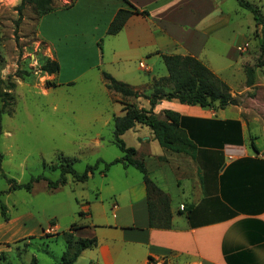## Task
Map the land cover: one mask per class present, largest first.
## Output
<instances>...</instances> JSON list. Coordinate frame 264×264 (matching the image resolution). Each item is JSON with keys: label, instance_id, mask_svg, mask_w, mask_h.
<instances>
[{"label": "crops", "instance_id": "0c3cea01", "mask_svg": "<svg viewBox=\"0 0 264 264\" xmlns=\"http://www.w3.org/2000/svg\"><path fill=\"white\" fill-rule=\"evenodd\" d=\"M57 3L70 5L54 8L37 24L38 36L59 64L54 81L67 60L63 51L88 46L94 54L83 59L85 69L73 64L60 82L94 69L148 95L152 81L167 75L160 55H181L203 63L229 87L232 99L245 96L223 109L176 99L154 105L160 118L165 110L179 115L180 127L196 145L192 155L162 148L140 125L120 136L169 196L171 226L149 228L145 186L136 181L115 195L111 220L89 226L96 245L80 253L87 252V264H264V142L258 145L264 137V82L245 84L249 57L239 50L247 38L232 28L233 8L225 0ZM129 4L147 15L134 14L117 34L106 35L116 11ZM248 93L254 95L249 103ZM142 100L138 108L148 110ZM128 135L135 145L126 143ZM81 212L92 219L89 206Z\"/></svg>", "mask_w": 264, "mask_h": 264}, {"label": "rangeland", "instance_id": "374dc122", "mask_svg": "<svg viewBox=\"0 0 264 264\" xmlns=\"http://www.w3.org/2000/svg\"><path fill=\"white\" fill-rule=\"evenodd\" d=\"M244 1L257 8L264 24V0ZM20 3L0 0V91H7L9 81L15 84L8 91L12 97L8 106L1 108L0 100V110H9L0 119V201L5 206V216L0 215V264H58L68 235L72 240L94 236L89 226L111 220L115 195L141 180V174L132 166L117 163L104 174L95 171L85 182L66 175V184L55 190L40 180L33 183L30 192H7L9 185L3 176L20 184L39 175L55 181L60 174L52 165L59 154L73 160L78 173L97 160L109 163L120 158L122 152L113 143V117L123 115L126 107H139L144 98L122 97L107 90L94 69L70 83L60 82L73 64L85 69L83 59L94 54V48L88 46L63 51L67 60L55 81L54 74L43 73L41 62L54 60L53 52L37 34L41 16L28 4L19 14ZM224 5L233 8L232 28L247 38L245 51L239 50L243 58L249 57L243 70L258 65L254 67V84L264 82L260 28L236 0H225ZM61 6L53 2V8ZM244 97L233 100L240 103ZM246 97L248 103L254 100L251 93ZM263 142L261 136L258 145ZM126 143L136 142L128 135ZM98 168L102 170L103 163ZM82 206H89L92 219L81 212ZM94 215L98 217L94 219ZM86 254L79 255L74 264H87Z\"/></svg>", "mask_w": 264, "mask_h": 264}, {"label": "trees", "instance_id": "16d2710c", "mask_svg": "<svg viewBox=\"0 0 264 264\" xmlns=\"http://www.w3.org/2000/svg\"><path fill=\"white\" fill-rule=\"evenodd\" d=\"M54 1L55 0H21L17 11L20 14L24 5L28 4L36 10L39 16H42L54 10ZM236 1L239 7L248 10L252 14L255 26L260 28L259 48L263 51L264 24L258 14L257 8L244 0ZM69 5L64 7H68ZM134 14L147 15V12L139 11L132 5H130V8L128 9H118L106 29V35L117 34L123 28L128 18ZM160 57L166 69L167 75L152 81L151 92L148 95L139 94L128 84L116 80L104 71L101 72L102 78L105 82L104 85L107 90L119 94L122 97H142L148 101L150 107L146 110L132 105L125 108L123 115L113 117V143L122 152V156L120 158H117L109 163L97 160L94 165H87L82 173H78L72 166L74 161L59 154L56 163L52 165L54 170H59V179L51 181L46 179L43 175H39L35 178H31L25 184H20L15 182L13 179H8L3 176L9 185L7 192L13 190H25L30 192L33 183L40 180L46 181V185L49 190H55L66 184V175H70L76 182H85L89 175H93L95 171H99L100 174H104V172L111 165L119 163L123 166L134 167L142 176L146 193L149 228L163 230L169 229L171 226L169 196L161 191L150 180L142 159L136 157L135 149L126 146L120 136L125 131L136 125L145 126L151 131L153 139H155L162 148L173 153L192 155L196 150V145L180 127L179 115L173 111L165 110L163 111V118H160L152 112L154 105L161 100L170 101L172 99H176L180 103L190 106L197 105L203 108L223 109L235 102L229 94V87L222 80L216 77L198 59L192 56L167 54H161ZM257 66H247L244 68L246 86L254 85V67ZM40 70L47 75L56 74L59 71V64L55 60L45 59L41 62ZM50 85H54V83H51ZM14 87V82L9 81L6 86L7 91H0V100L2 102L1 108L7 107L9 102L12 101V97L8 91L14 89ZM8 112L9 110L5 112L0 110V119L2 114H8ZM100 163H103L102 170H99L98 168ZM42 165L45 166L44 162H42ZM0 215L5 216V206L1 203V201ZM95 245V236L72 240V237L68 235L65 243V251L63 252L58 264H74L83 250L93 248Z\"/></svg>", "mask_w": 264, "mask_h": 264}, {"label": "built area", "instance_id": "2783aa9c", "mask_svg": "<svg viewBox=\"0 0 264 264\" xmlns=\"http://www.w3.org/2000/svg\"><path fill=\"white\" fill-rule=\"evenodd\" d=\"M246 47H247V43H245V44L240 48V50L245 51ZM140 65H141V64H140Z\"/></svg>", "mask_w": 264, "mask_h": 264}]
</instances>
